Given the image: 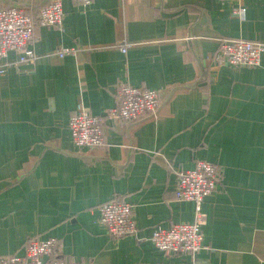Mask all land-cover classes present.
<instances>
[{
    "label": "crops",
    "instance_id": "crops-1",
    "mask_svg": "<svg viewBox=\"0 0 264 264\" xmlns=\"http://www.w3.org/2000/svg\"><path fill=\"white\" fill-rule=\"evenodd\" d=\"M48 1L0 7L35 17ZM239 5L243 21L219 0H62V27L34 28L35 63L0 77V257L54 238L64 259L90 264H264V50L255 67L215 59L222 42L264 45V0ZM58 47L77 52L59 58ZM123 83L157 90L158 117L109 123L104 146L76 148V105L102 116ZM197 160L220 168L201 207L204 249L166 256L150 234L193 222L175 188ZM112 199L134 207L135 236L116 240L99 223Z\"/></svg>",
    "mask_w": 264,
    "mask_h": 264
},
{
    "label": "built area",
    "instance_id": "built-area-1",
    "mask_svg": "<svg viewBox=\"0 0 264 264\" xmlns=\"http://www.w3.org/2000/svg\"><path fill=\"white\" fill-rule=\"evenodd\" d=\"M79 7L85 8L92 0H71ZM233 2L232 15L240 20L245 19V10L239 5L241 0H219ZM62 0H49L42 4L35 17L26 14L23 8L0 7V77H3L10 66L34 64L37 57L32 48L35 27H62ZM116 47L125 51L131 47L123 41ZM218 64H228L236 68L240 66L255 67L260 62V54L264 45L249 41L231 40L222 42L218 49ZM9 52L16 54L14 61L7 60ZM76 48L58 47L53 54L59 58L74 55ZM115 106L102 116L87 111L82 104H77L68 121V129L72 144L80 148H100L105 144L106 126L109 123L130 124L143 117L156 119L160 108V96L157 90L133 87L120 84L115 90ZM220 178L218 165L205 160H197L193 168L180 170L177 174L175 198L178 201L192 202L194 220L191 223H175L169 228L155 227L150 236L153 246L166 256H195L204 249L201 230V207L203 200L217 190ZM99 223L108 235L118 240L127 236H135L137 226L132 204L109 200L98 208ZM0 264H90L64 259L60 245L54 238L41 240L30 238L24 246L21 257H0Z\"/></svg>",
    "mask_w": 264,
    "mask_h": 264
},
{
    "label": "trees",
    "instance_id": "trees-1",
    "mask_svg": "<svg viewBox=\"0 0 264 264\" xmlns=\"http://www.w3.org/2000/svg\"><path fill=\"white\" fill-rule=\"evenodd\" d=\"M20 8V7H19ZM24 9V8H23ZM25 10V9H24ZM25 12H26V14H28L29 16H31L32 18L34 17V16H32V15H30L29 13H27V11L25 10ZM120 201V200H119ZM106 231V230H105ZM153 231V230H152ZM152 233V232H151ZM108 234V233H107ZM150 236H151V234H150Z\"/></svg>",
    "mask_w": 264,
    "mask_h": 264
}]
</instances>
